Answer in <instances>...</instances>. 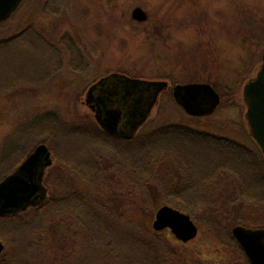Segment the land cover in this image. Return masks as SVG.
<instances>
[{
	"label": "rangeland",
	"instance_id": "rangeland-1",
	"mask_svg": "<svg viewBox=\"0 0 264 264\" xmlns=\"http://www.w3.org/2000/svg\"><path fill=\"white\" fill-rule=\"evenodd\" d=\"M136 7L147 12L146 21L133 19ZM21 33L11 47H0V174L11 172L39 144L51 142L58 158L46 175L48 199L79 192L84 194L80 207L86 204L84 208L103 220H120L117 233L106 232L92 241L77 227L71 232L63 226L55 230L49 224L54 220L51 212L39 219L33 218L34 211L21 215L0 224L5 264L115 263L123 258L103 259L100 243L121 242L115 235L130 220L153 229L155 213L165 203L146 197V185L126 181L113 144H92L99 173L95 179L91 174L82 178L71 163L79 162L83 170L91 167L90 143L83 136L71 139L68 134L53 137L35 132L34 120L48 111L58 112L69 126L96 122L86 103L87 92L110 73L168 80L171 86L212 84L222 98L213 114L189 115L176 103L170 87L161 94L143 130L185 124L261 152L246 119L243 89L262 64L264 0H24L11 18L0 23V40ZM13 146L7 156L4 150ZM175 177L171 181L175 178L177 184L180 176ZM157 187L161 192L160 184ZM93 218L88 216L89 223L95 222L98 229L102 220ZM193 219L199 233L189 242H181L169 229L160 232L174 246L177 262L249 264L245 255L231 245L225 248L211 235L207 219ZM122 249L128 252L126 245Z\"/></svg>",
	"mask_w": 264,
	"mask_h": 264
},
{
	"label": "trees",
	"instance_id": "trees-1",
	"mask_svg": "<svg viewBox=\"0 0 264 264\" xmlns=\"http://www.w3.org/2000/svg\"><path fill=\"white\" fill-rule=\"evenodd\" d=\"M22 36L23 33L1 39L0 47L5 49L11 47ZM33 123L35 132L39 135L49 133L56 137L61 133L68 134L71 139L81 135L87 144L90 143L88 144L91 153L90 169L78 168L80 164L74 160L71 163V169L77 170L82 178L91 174L95 179L96 174L99 173V170H96L97 149L92 144L104 146L113 144L119 171L123 172L126 181H130L132 186L143 188L146 185L149 188L146 197L150 195L155 200L162 199L165 204L182 210L193 218L207 219L206 224L209 225L211 235L225 248L231 245L244 256L232 236L231 226L240 224L264 228V157L262 152L258 153L246 144L230 137L178 123L142 129L130 141L108 136L92 119L82 125L69 126L56 111L38 115ZM67 136L65 137L69 138ZM46 139L45 141H51L50 138L46 137ZM51 144L50 142L48 145L56 163L55 159L58 158L56 149ZM8 149L11 150L7 152L6 149L4 150L7 156L11 155L15 146ZM11 172L0 174V181ZM46 175L45 183H47ZM175 176H180V182L177 184L174 181L177 178ZM172 177L175 178L171 181ZM156 183L162 187L161 192L158 187L155 189ZM229 193L233 195L229 196ZM83 195L79 192H71L70 195L58 200L49 198L38 208L20 214L1 215L0 224L16 220L21 215L23 217L33 211L35 219L46 217V213L51 212L53 219L59 221L49 222L55 230L56 226H63L71 232V228L73 230L77 227L81 230L82 236L92 241L99 239V236H103L106 232L117 233L120 219L103 220L91 214L88 208H84L86 204L80 207L84 204ZM145 196L142 194L143 198ZM244 208L248 210L244 211ZM88 216L94 217V220H102L98 224V229L95 228V222L89 223ZM40 223L43 225L45 221L41 220ZM142 224L130 220L125 224L124 229L115 235V237L120 236L121 242L100 243L103 259H108L109 255L115 259L123 258L110 264H180L176 261L174 246L162 238V233ZM3 229L0 225V237H4ZM49 230L46 233L49 234ZM125 245L128 252L122 249ZM5 252L0 264H5ZM107 263L109 264L108 261L105 264Z\"/></svg>",
	"mask_w": 264,
	"mask_h": 264
},
{
	"label": "water",
	"instance_id": "water-1",
	"mask_svg": "<svg viewBox=\"0 0 264 264\" xmlns=\"http://www.w3.org/2000/svg\"><path fill=\"white\" fill-rule=\"evenodd\" d=\"M22 1L0 0V22L10 18ZM132 17L143 22L148 19V14L142 7H136ZM167 88V80H147L113 72L89 88L86 103L95 112L97 122L106 133L131 138L149 118L160 94ZM173 96L192 116L214 113L222 100L220 93L208 82L178 83L173 87ZM243 98L252 136L264 155V52L256 76L244 85ZM114 103H121L125 107L130 129L119 128L123 111ZM52 163L49 146L41 143L15 171L0 181V216L19 213L46 200L44 176ZM152 226L156 231L170 229L182 242L193 240L199 233V227L190 214L168 204L158 208ZM232 235L249 264H264V228L235 225ZM4 248L0 240V256Z\"/></svg>",
	"mask_w": 264,
	"mask_h": 264
},
{
	"label": "flooded vegetation",
	"instance_id": "flooded-vegetation-1",
	"mask_svg": "<svg viewBox=\"0 0 264 264\" xmlns=\"http://www.w3.org/2000/svg\"><path fill=\"white\" fill-rule=\"evenodd\" d=\"M24 1V0H23ZM22 4V3H21ZM20 4V5H21ZM20 5H19V7H20ZM97 82V81H96ZM96 82H94L93 84H95ZM92 84V85H93ZM91 85V86H92ZM90 86V87H91ZM89 87V88H90ZM89 90V89H88ZM114 105H119L120 107H121V109H122V111H123V113H122V117H121V120H120V123H119V128L120 129H122V130H128V129H130V125L127 123V120H128V118H127V116H126V110H125V107H123L122 106V104L121 103H114ZM90 107V106H89ZM90 109H91V107H90ZM92 110V109H91ZM94 113V116H95V112H93ZM190 115V114H189ZM150 117V116H149ZM95 119H96V117H95ZM149 119V118H148ZM148 119L146 120V122L137 130V132L131 137V138H123V137H119V136H115V135H110V134H108V133H106V131L100 126V124L97 122V120H96V122H97V124L100 126V128L102 129V131L103 132H105L108 136H110V137H113V138H115V139H119V140H122V141H130V140H132L133 138H135L141 131H142V129L144 128V125L147 123V121H148ZM52 158H53V163H54V156H52ZM52 163V164H53ZM21 163H19L18 165H17V167L20 165ZM50 168V167H49ZM49 168H47V170L49 169ZM47 170H46V173H45V175L47 174ZM45 178V177H44ZM44 185H45V187L47 188V192L49 193V191H50V188L45 184V182H44ZM41 205H35V206H31V207H29L28 209H26V210H23V211H21V212H19L18 214H20V213H22V212H25V211H28V210H30V209H33V208H38V207H40ZM1 240V239H0ZM2 241V240H1ZM241 250V249H240ZM4 252H5V249H4V251L2 252V254H1V256H0V260H1V258H2V256H3V254H4Z\"/></svg>",
	"mask_w": 264,
	"mask_h": 264
}]
</instances>
